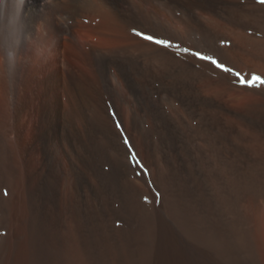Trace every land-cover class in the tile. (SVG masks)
Instances as JSON below:
<instances>
[{"label":"bare ground","instance_id":"6f19581e","mask_svg":"<svg viewBox=\"0 0 264 264\" xmlns=\"http://www.w3.org/2000/svg\"><path fill=\"white\" fill-rule=\"evenodd\" d=\"M237 73L264 79L261 0H0V264H189L180 217L259 264L264 84Z\"/></svg>","mask_w":264,"mask_h":264},{"label":"rangeland","instance_id":"374dc122","mask_svg":"<svg viewBox=\"0 0 264 264\" xmlns=\"http://www.w3.org/2000/svg\"><path fill=\"white\" fill-rule=\"evenodd\" d=\"M65 23L68 24L67 23V19L65 20ZM245 200H242L236 206L238 207V209H240L239 211L246 217L247 227H248V230L250 232V236H251V239H252V242H253V245H254V249H256L255 250L256 251L255 254H256V257L258 259V263L259 264H264V195H258L254 199H252V198H246ZM245 202H247V203H245ZM225 216L231 217V214L228 213V214H225ZM180 221H181V223H179ZM185 221L186 220H182V218L180 217L179 220H178V227L179 228L178 227L177 228L179 230L180 238L182 237L181 238V242H183V243H181V246H182L181 247V250H183L181 252H182V254L183 253L184 254L181 255V257H183V259L186 258V261L189 264L191 262L189 260V257L193 261V262H191V264H221V262H222V264H224V263L225 264H237V263H239V264H246L247 263V262L246 263L245 262L243 263L242 260H241V258L238 255L236 249L235 248H231L232 246L230 247V245L232 243L226 244L223 247H225L227 250H229V251L232 252V253L231 252L230 253L232 255L233 262H231L228 258H225L227 256L222 255V252H223L222 250L219 249L220 250V252H219V250L216 248L213 251V249L215 247H213L211 249L210 246L212 244L211 245L209 244V246L207 245L206 246V249H205V251H207L206 254L201 255L200 252L203 249L201 247L202 245L200 243H198L197 241H195L192 237H190L188 235L187 230H186V227L184 225V222ZM220 221H221V219H220ZM227 236L228 235H226V237L225 236L224 237L225 238H228L229 236L228 237ZM182 244H184L185 247ZM199 247H201V248L199 249ZM188 248L191 249V250H189ZM209 252H210V254H208ZM188 253H190L192 255H190V254L188 255ZM186 255H188L189 257L186 256ZM192 256L195 257V258H193ZM217 260H220V261H217ZM185 264H186V262H185Z\"/></svg>","mask_w":264,"mask_h":264},{"label":"snow or ice","instance_id":"6c2138e0","mask_svg":"<svg viewBox=\"0 0 264 264\" xmlns=\"http://www.w3.org/2000/svg\"><path fill=\"white\" fill-rule=\"evenodd\" d=\"M261 3H264V0H261ZM139 35L144 36V38L147 40H153L154 39L153 36L145 35L144 33H139ZM156 42L161 43V44H167L168 43V41H165V40H157ZM185 51H187V49H185ZM198 55H199V53H198ZM205 58L210 59V57H205ZM213 62L215 63L216 61H213ZM220 66L223 67V65H220ZM236 75L240 77L239 83H241V84H247L249 86H253V85L258 86L259 84H264V79H262L260 76H258L256 74H252L251 78L248 80H245L244 77L241 76L239 73H237Z\"/></svg>","mask_w":264,"mask_h":264}]
</instances>
